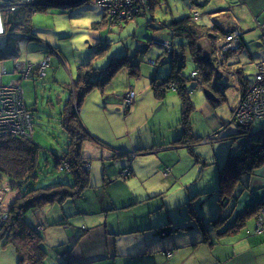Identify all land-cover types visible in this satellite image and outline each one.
Wrapping results in <instances>:
<instances>
[{
    "label": "rangeland",
    "instance_id": "1",
    "mask_svg": "<svg viewBox=\"0 0 264 264\" xmlns=\"http://www.w3.org/2000/svg\"><path fill=\"white\" fill-rule=\"evenodd\" d=\"M27 1L31 3L35 0ZM160 2L161 4L158 2L153 5L146 0L142 5L143 14H147L135 16L134 20L121 25L104 21L102 13L106 18L105 11L91 0H76L73 6L71 4H64V7L45 6L43 11L32 14L31 21L38 40L40 39L47 46L43 45L44 49L40 50L37 47L39 42L24 43L25 41L21 40L20 56L16 60V63L20 64L15 70V62L12 60L0 62V68L4 65L9 72L2 77L4 83L16 82L15 78H20L17 71L24 69L23 61H29L35 66L41 62L35 70L26 67L25 72H22L23 75L29 74V77L33 75V78L26 77L22 82L24 101L30 109L32 108L29 110L32 132L31 138L29 136L16 138L31 140L37 147L41 164V169L37 171V185L43 186L70 179L67 172H61V169L70 171L69 165L60 159L58 168L55 169L54 163L55 156H61L65 141L59 119L60 111L69 98L74 103L75 97L69 96L68 86L77 79V68L80 63L88 58L87 61L93 59L91 67L98 72H102L111 62L119 58L128 57L132 63L138 64L137 75H131L127 68L123 67L106 86L94 87L82 100L78 110L81 124L90 135L104 144H95L92 141H85L82 144L81 152L85 156L82 168L89 171L91 186L85 188L80 197L76 195L71 197L75 202L66 204L65 209L67 212H72V207L75 205L77 210L82 208L90 212L71 216L66 225H46L43 219L39 220L41 223L37 229L43 231L47 249L46 264H60L57 263L59 258L57 255L66 253L65 249L68 247L72 251H79L81 242H76L78 237L89 235L90 228L95 226L107 227L109 233L116 229L114 234L128 231L124 232L126 236L121 237L123 240L131 238L133 234L143 238L144 234L147 235L151 230H144V224L148 225L152 217H159L161 214L179 217L181 211L187 217L181 222L183 224L160 222L158 225L160 227L152 228V233L162 238L166 235H198L199 243L202 237L199 227L201 225L197 222L199 210L194 209V205L205 201L208 209L215 204L218 212L221 213L231 208L233 199L228 200L221 207L218 193L214 196L210 191L216 185L218 170L226 155L238 152L242 143L240 138L228 137L236 133L240 127L233 120L234 109L242 96V85L236 70L240 68L245 85L252 83L257 71L256 65L264 60V34L260 29L263 23H258L257 26L249 9L237 3V0H208L204 5L202 3L192 5L191 0H160ZM229 7L235 11H229V14L235 17H232L234 23L242 26L247 36L246 46H239V31H236L238 33L237 40H233L234 46L232 41L226 42L225 36L217 35L215 32L213 38L208 36L203 38L204 46L209 44L215 46L211 47L215 54L212 51L208 55L215 59L214 67L217 71H213L212 80L221 92L215 91L209 85L199 83L200 85L190 94L195 108L183 119L182 102L175 90L166 88L165 96L159 98L152 87L153 77H158L160 82L169 73L172 59L170 41L167 39L169 42L167 47L156 43L162 39L158 37L166 30L154 26L159 24V21H169L171 17L178 18L194 12L200 15L199 23L210 24L209 16H217L215 18L219 21H224L225 18H229L224 15L226 11L211 15L210 12ZM179 41V38H174L175 45H178ZM3 43L4 38L0 37V46ZM227 44L230 46L225 47ZM222 47L228 49L223 51ZM36 48L39 51H36ZM227 52L229 54L224 61L223 53ZM186 56L188 62L184 73L188 74L193 69V64L190 63L187 51ZM83 69L84 65H81L80 71ZM187 86L192 89L195 81H189ZM203 88L213 92L217 100L219 99L217 104L205 99ZM261 124H264V120L255 119L249 126L251 132L261 131L258 129ZM84 144L100 148L102 152L97 151L91 157L84 152ZM253 172L243 180L247 181ZM5 182H8L6 177L0 178V188ZM238 185L240 182L236 184ZM15 190L14 185L11 192L16 195ZM196 191L201 193L197 194ZM234 193L235 190L233 196ZM15 195L11 193L8 198L5 196L7 201H4V198L0 199V206H3L6 216L9 206L21 197L20 192ZM120 196H125L123 200L133 197H152L144 199L145 201L141 203L138 200L132 202L131 208L127 205L118 207L129 208L128 214L125 215L119 213L125 210L117 211L118 208L114 210L110 204L111 198L114 201V198ZM161 201L164 206L159 207ZM65 202L66 200L63 199L62 204ZM148 204L153 205L154 212H148L150 210ZM50 206L52 204L41 208L45 210V216L48 215L49 219L57 217L56 210L59 211V205H54V208ZM261 206L263 207L264 203ZM41 209L36 210L35 218L42 217ZM257 213L254 215L256 219ZM201 216L202 214L200 218ZM209 217L207 216V219L211 220ZM35 222L38 220L34 219ZM224 224H221V227ZM135 225L141 229L133 233L131 228ZM229 225L228 229L223 231L225 234L230 233L229 229L233 224ZM166 227H171L173 231L163 234L162 228ZM218 229L216 227L214 231L220 232ZM223 232L218 233L219 237L224 235ZM213 235L215 236L216 233ZM154 245L158 247V241ZM160 249L158 247L159 253ZM107 253L110 258L88 264H131L134 259L118 255L113 257L111 252ZM164 253L170 255L169 251ZM184 255L185 253H178L173 259L174 264H181L186 258ZM72 263L78 264V262ZM0 264H17V256L10 244L0 243Z\"/></svg>",
    "mask_w": 264,
    "mask_h": 264
},
{
    "label": "trees",
    "instance_id": "2",
    "mask_svg": "<svg viewBox=\"0 0 264 264\" xmlns=\"http://www.w3.org/2000/svg\"><path fill=\"white\" fill-rule=\"evenodd\" d=\"M148 1L150 4L153 3V5L158 2L161 4L160 0ZM202 2L205 3L206 1L191 0L192 5H198ZM71 5L73 6L74 3ZM45 6L58 7L49 3L47 0H35L31 3L27 0H0V14L2 16L4 27V34L0 35V37L4 38V43L0 46V62L12 60L16 64V60L20 56L21 40H24V43H30L32 41L39 42L38 48L40 50L44 49L43 45L47 46V44L42 43L40 39L38 40V36L35 34L31 21L32 14L38 11H43ZM102 14L104 21L106 20L109 23L111 22L113 24L121 25L132 19L134 20L135 16H141L143 10L136 12V14H134L135 16L130 20H126L125 18H105L104 13ZM146 14L147 13H144L143 15ZM198 19L199 17L194 19L193 13H189L188 15L178 18L171 17L169 21H159V24L154 26L157 29L166 30V38H162L156 43L158 44L160 41L168 39L171 43L170 55L172 59L169 73L160 82H158V77H153L152 87L156 96L159 98L165 96L166 88H174L173 90L179 95L182 102L183 119L190 111H192V109L195 108L190 94L195 87L200 85L199 83L209 85L215 91L217 90L221 92L219 87L214 85V80H212L213 71L216 70V67H214L215 59L212 57L210 58L208 55L212 51L215 54L214 49H211V47L214 48L215 46L210 44L204 46L202 43L203 38L205 36L213 38L212 35L214 32L217 33V35L222 34L223 36H227L233 31H238L232 28L225 30L221 26L212 24L211 22L210 24L199 23ZM97 23L99 24V22ZM94 28L96 29V26ZM174 38L180 39L178 45L174 44ZM218 38H220V36ZM239 40V46L242 47L240 32ZM243 46H246V44L244 43ZM48 50L50 51L49 48ZM186 51L189 54L190 63L193 64V69L191 71H197L198 77L196 78L190 76L191 71L188 74L184 73L186 63L188 62ZM52 52L55 53L54 50H52ZM229 52L223 53L225 55L223 56L224 61L225 59L227 60ZM92 60L93 59L85 61L81 64L84 65L82 71H80L81 65L78 66L77 79L75 81L73 80L71 86H68L69 96L74 95L75 97L74 103L70 98H67L68 100H66L59 115L60 124L65 134V141L63 148L61 149V156H55L54 167L55 169L58 168L60 159L65 161L69 165L70 171L63 169L61 172H67L70 175L69 180H59L51 185L45 186L37 185V171L41 169V164L37 155V147L31 140L6 136L0 137V178L6 177L8 180L15 182L16 189L21 193V197L9 206L8 215L0 226V243H3L4 245L10 244L13 247L17 256V264H46L45 258L47 257V249L44 245L43 231L37 229V226L40 225L41 222L38 221L34 223L32 219L36 210L41 209L46 205H59V212L64 213V216H61L56 220L46 218L45 224L66 225L69 218L73 215L68 214L65 211L62 204L63 199L69 203L74 202L75 200H72L71 197L75 195L80 197L83 194L84 189L90 188L91 186L89 182V172L82 168L83 158H85L84 154L81 152L82 144L85 141H92L95 144L104 143H101L97 138L90 135L81 124L78 110L83 98L94 87L99 86L102 88L106 86L117 71L123 67L127 68L131 75L138 74V64L132 63L128 57L119 58L118 60L111 62L104 70H102V72H98L91 67ZM25 62L30 63L26 60ZM38 65L35 66L32 64V70H35ZM236 71L238 80L242 85L241 95H243L249 85L243 83L240 68ZM29 78H33V75H30ZM191 80L195 81V86L192 89H189L187 84ZM218 101L213 102V104H217ZM25 106L29 110L32 109H30L26 103ZM258 129L261 131L258 133H252L250 127L245 129L239 127L236 133L228 136H233L234 139L240 138L242 139V143L239 146L240 148L238 152H232L226 155L222 166L218 170L214 192L216 194L218 193L219 204H221V207L222 205H225L228 200L233 198L236 184L240 182V184L244 185V177L250 175L255 169L260 168L264 163L263 124H261ZM190 136L194 137L191 134ZM204 137L196 138L200 139ZM146 198L148 197H145L144 199ZM144 199L138 202H144ZM262 204L263 203L255 204L249 207L237 218V220H235V223L229 229V232H235L245 226L246 221L257 213L258 209L262 207ZM196 206H194V209H196ZM200 212L199 216H197V222H200L201 225L199 226L202 233L201 243L212 245L220 236V234H217V236L213 235L214 229L217 227L219 228L218 230H220L221 224H224L225 221L220 213L210 216L209 218L211 220H206V218L203 220V216L200 218V214H202ZM124 214L127 215L128 213L125 212ZM183 219L184 218L182 217L181 220ZM144 227H146L145 224ZM162 229L163 234L172 230L171 227ZM60 264L73 263L64 260L63 262H60Z\"/></svg>",
    "mask_w": 264,
    "mask_h": 264
},
{
    "label": "crops",
    "instance_id": "3",
    "mask_svg": "<svg viewBox=\"0 0 264 264\" xmlns=\"http://www.w3.org/2000/svg\"><path fill=\"white\" fill-rule=\"evenodd\" d=\"M205 3L202 2V4H206L208 0ZM237 3H240V5H245L249 10L250 15L252 16L253 20L256 21V25L258 26V23L264 22V0H237ZM237 5V4H235ZM234 5V6H235ZM233 7V6H232ZM229 8H222L220 10L217 9V11H211L210 15L213 13L223 12L226 11L227 13L224 15H227L229 18H225L224 21H219L217 16H209V21L212 24H216L218 26H221L223 29H235L238 30L241 33V42L242 46L244 43L246 44L247 36H245V32H243L242 26L239 24L237 25L234 23V17L233 15L229 14V11L234 9ZM235 12V11H234ZM235 18V17H234ZM200 19V15H199ZM228 21V22H227ZM166 32H162L161 35L158 38H166ZM157 42V41H156ZM43 43V42H42ZM38 47V46H37ZM37 49V48H36ZM39 49V48H38ZM36 51H39V50ZM89 59V58H88ZM87 59V60H88ZM85 59V61H87ZM84 60L80 63L82 64L85 62ZM16 81L19 80L18 78H15ZM207 100V99H206ZM208 101V100H207ZM84 152H86L87 155L93 156V154H96L97 151H101L100 148H93L90 145L84 144L83 146ZM90 157V158H91ZM89 172V171H88ZM216 187V185H214ZM215 187H213L212 191H210L212 195L215 196ZM246 187V188H244ZM197 194L201 193L200 191H196ZM152 197V196H148ZM122 198H125V196H120L119 198H111L110 204L114 207V210H117L118 207H124V206H130L132 202L134 201H140L144 198L141 197H133L132 199L123 200ZM233 202H231V208L229 211L225 212H218V208L215 204L211 207V209H208L205 205V201H201L200 203L194 205L196 206V209H198L200 213H202L203 220L207 216H214L217 213H220L224 220H226L219 230L220 232L214 231L215 236H217L218 233H221V231L225 232L229 224H234L237 217L242 215L249 207L255 205V204H261L264 203V164L261 166L258 170L253 172L251 177L245 181V184H240L236 186L235 193L232 198ZM75 202V201H74ZM143 202V201H142ZM73 203V202H71ZM69 204V202H65L63 204V207L65 209V205ZM75 206V205H74ZM72 207V212H67L71 215H79L81 213L90 212L84 211L82 208L77 210L76 206ZM153 205L149 204L150 210L149 213L154 212L155 209L152 207ZM161 206H164L163 201H161ZM53 207L54 206H50ZM219 207V206H218ZM131 208V206L129 207ZM129 208L123 209L118 208L119 210H125L122 212H119L120 214H124L125 212L129 210ZM207 208V209H204ZM128 209V210H127ZM181 210V209H180ZM57 211V217L50 218L52 220L59 219V217H63L64 213H61ZM151 211V212H150ZM208 212V213H205ZM42 217L37 216L35 218V214L32 217L33 221L34 219H37L38 221L44 220V223L46 222V218H48V215L45 216V210L41 209ZM60 215V216H59ZM70 215V216H71ZM231 215V217H230ZM184 218L181 220V218ZM168 218V219H166ZM187 217L185 216L184 212L179 217H170L165 214L159 215V217H152L151 222L146 225V227H143L144 230H150L147 235L144 234V237H139L138 235H131L129 239H122L121 237L126 236L125 234L128 231H120L119 233L114 234V231H110L107 227H100L97 226L90 228L91 232L89 235H85L81 238L82 235H80L76 242H81L79 245V251H72L70 247L66 248V253H60V255H57V263L65 261H72V262H78V264H88L92 261H99V259L103 258H110L107 252H111L113 254V257L118 256H127L134 258L131 264H174V258L178 253H185L184 257H186L181 264H264V235L255 233V227H256V217H251L249 220L246 221L245 226L241 227L239 230L235 232H230L219 237L214 244H205L201 242H197V240L200 238V236L188 234V235H166V237H157V234L152 233V228L157 227L160 222H170L174 225H179L181 222H183ZM183 224V223H181ZM113 227V226H112ZM141 227L133 226L131 228V231L134 233V231L140 230ZM47 231V230H46ZM106 232L109 234H106ZM116 232V231H115ZM139 232V231H138ZM112 234V235H111ZM222 234V233H221ZM123 241V242H120ZM158 241L160 253L158 250V247H155L154 243ZM75 242V243H76ZM117 243V245L115 244ZM121 243V244H120ZM115 244V246H113ZM144 244V246H143ZM45 245V244H44ZM109 245H112L110 248ZM121 246V247H118ZM170 252V255L167 256L164 252ZM177 251V252H175ZM147 252V254H145Z\"/></svg>",
    "mask_w": 264,
    "mask_h": 264
},
{
    "label": "built area",
    "instance_id": "4",
    "mask_svg": "<svg viewBox=\"0 0 264 264\" xmlns=\"http://www.w3.org/2000/svg\"><path fill=\"white\" fill-rule=\"evenodd\" d=\"M92 3L101 7L107 18H125L126 20L132 19L136 12L143 10V3L146 0H91ZM143 4V5H142ZM142 5V6H141ZM194 19H197L199 15L194 12ZM261 31L264 34V22L260 25ZM237 33L233 31L229 35L224 37L226 42L237 40ZM4 34V27L2 22V16L0 14V35ZM223 41V39H220ZM219 41V42H220ZM158 44L161 46L167 47L169 42L165 39L160 41ZM230 44H227L225 47H229ZM222 47L224 49H228ZM24 65V71H17L20 74L19 80L11 81L4 83L2 81L3 75L7 74L5 66L2 65L0 68V137H28L31 138L32 124L30 126V114L29 109L25 106L22 81L29 77L28 75H23L22 72H25L26 67L32 69V64L28 62H22ZM41 63V62H40ZM39 63V66H40ZM20 63L17 62L14 66V69ZM257 71L254 76V80L249 84L248 88L245 90L241 96L237 106L233 112V120L242 128H247L251 126L255 119L264 120V60L259 62L256 65ZM190 76L193 78L198 77L197 71L193 70L190 73ZM174 89V88H173ZM130 95V94H129ZM264 129V124H263ZM62 170V169H61ZM9 184V185H8ZM16 183L8 180L5 182L4 186L0 188V199L3 200L8 198L11 193L15 195L14 192H11V188ZM8 185V186H7ZM16 195L19 193L16 189ZM15 195V196H16ZM4 201H7L5 199ZM3 204V201H2ZM258 216L256 219L255 233H261L264 235V206L259 208ZM6 214L3 211V206H0V226L4 222Z\"/></svg>",
    "mask_w": 264,
    "mask_h": 264
},
{
    "label": "water",
    "instance_id": "5",
    "mask_svg": "<svg viewBox=\"0 0 264 264\" xmlns=\"http://www.w3.org/2000/svg\"><path fill=\"white\" fill-rule=\"evenodd\" d=\"M49 3L56 5V6H63L64 4H72L75 3L76 0H47ZM203 93L205 96V99H207L209 102H217V98L211 92L209 89L203 88Z\"/></svg>",
    "mask_w": 264,
    "mask_h": 264
}]
</instances>
